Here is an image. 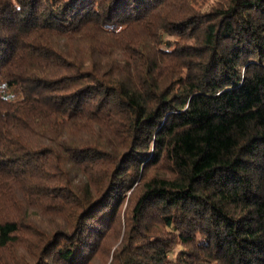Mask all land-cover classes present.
Here are the masks:
<instances>
[{
  "label": "trees",
  "instance_id": "1",
  "mask_svg": "<svg viewBox=\"0 0 264 264\" xmlns=\"http://www.w3.org/2000/svg\"><path fill=\"white\" fill-rule=\"evenodd\" d=\"M206 2L0 0V264H264V0Z\"/></svg>",
  "mask_w": 264,
  "mask_h": 264
},
{
  "label": "rangeland",
  "instance_id": "2",
  "mask_svg": "<svg viewBox=\"0 0 264 264\" xmlns=\"http://www.w3.org/2000/svg\"><path fill=\"white\" fill-rule=\"evenodd\" d=\"M212 2H216V0H207L206 3L212 4ZM199 6H200V4H199ZM202 9L207 10L208 6L205 5ZM11 93L12 92H10V94ZM100 133L106 135V133L104 131H101V130H99L97 132V135H99ZM103 139H106L107 141H110L111 143H113L110 139H107V138H103ZM111 151H114V150H111ZM65 171H66V173H68L67 174V182L70 184V189L73 190L74 192H80V193L82 190V192L84 193V184L81 181L85 180V178H82L79 175V173L76 170H74L72 167L65 169ZM52 173L55 174L56 172L52 170ZM71 184L74 185L75 188ZM126 207H127V203L124 204V206L122 208V213L124 212ZM28 212H29L28 215L32 219L37 220L41 226V235H40L41 238H37L38 241H36V243L39 244V246L43 245V243H46L48 241V239H50V236L52 235V233L57 231L58 228L61 227V225L64 223V218H62V217L58 218L57 216L55 217V216L48 215L47 217L42 218L39 216L40 215L39 212H37L34 209H30ZM120 240H121V238L119 239L118 243L115 244L114 247H116L119 244ZM114 241H116V239L114 240V236H113L111 243H114ZM34 247H36V245H33L30 249L32 250ZM180 250H181L180 247H176L174 249V255L176 253H178ZM23 251L28 252L26 247H24ZM19 255H22V254H19ZM33 256H35V255L24 254L23 260L26 262V259H30V257H31V259H30V261H31ZM26 257H28V258H26ZM110 260L111 259H108L107 256H104V255L101 256L100 255L99 259L98 258L94 259L91 264H109ZM27 264H29V262H27Z\"/></svg>",
  "mask_w": 264,
  "mask_h": 264
}]
</instances>
